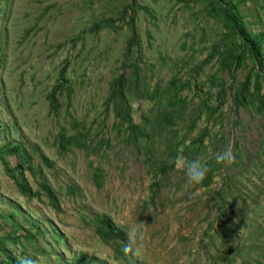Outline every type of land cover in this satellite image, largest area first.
I'll return each instance as SVG.
<instances>
[{
  "label": "rangeland",
  "instance_id": "rangeland-1",
  "mask_svg": "<svg viewBox=\"0 0 264 264\" xmlns=\"http://www.w3.org/2000/svg\"><path fill=\"white\" fill-rule=\"evenodd\" d=\"M238 8L252 32H264V0H240ZM225 32L206 0H0V147L22 143L35 163L34 172L9 169L17 155L0 156V239L16 238L5 243L12 258L126 264L98 239L91 218L106 215L125 233L142 227L139 255H127L133 264H264V112L234 104L254 66L247 58L235 75L219 68L214 46L233 41ZM63 68L69 81L54 112L49 94ZM121 73L132 122L146 132L137 141L109 99ZM259 79L264 94V70ZM172 115L173 126L164 122ZM63 127L87 131L89 146L61 149ZM225 147L234 163L218 166L210 185L189 184L175 167L178 156L207 162ZM40 179L55 189L59 210ZM32 221L42 233L31 229V241Z\"/></svg>",
  "mask_w": 264,
  "mask_h": 264
},
{
  "label": "trees",
  "instance_id": "trees-1",
  "mask_svg": "<svg viewBox=\"0 0 264 264\" xmlns=\"http://www.w3.org/2000/svg\"><path fill=\"white\" fill-rule=\"evenodd\" d=\"M238 0L237 2H225L224 0H206V6L211 14L219 15L221 14L223 17V25L227 28V32L224 35L233 38V41L227 45L226 48L220 49L219 44L214 46L213 52L217 55V60L220 63L219 68L228 69L230 74L235 75V72L245 64L246 59L249 58L253 62L254 69L252 72H249L246 76V79L240 82L234 92V104L237 109L246 108V109H255L257 112H264V94L261 93V84L259 76L262 75V70H264V32L254 33L248 28V25L244 21V18L238 8ZM217 7V8H216ZM128 8H123V20L119 26H122L124 21V13H126ZM134 16L131 15L130 22L132 25V35H135V28L133 23ZM102 24V21L95 23L94 29H98ZM226 42V38H222L221 42ZM4 49V48H1ZM254 71L255 74H254ZM136 74V72H135ZM123 74L119 75V78L114 79L113 82L109 84V99L113 102V109L117 119H119L120 123H126V128L129 130L128 137L132 138L134 141H137L138 136L146 135V132L142 129L141 126L135 125L132 122L129 106L126 104V100L124 97V84H123ZM69 79L66 77V68L60 72V79L55 84L51 93L49 94L51 111L58 112L61 106V101L59 100V94H63L65 89V83L68 82ZM211 83L215 84V78L211 79ZM225 86L224 83L219 84L218 94L219 96L225 97ZM179 93H177L178 96ZM181 101V99H180ZM164 122L166 124L174 125V118L166 117L164 118ZM88 132L84 131V129L77 128L75 132L68 133L66 128L63 127L62 130L58 133V141L61 146V149L66 150L71 146H79L86 148L88 145L87 141ZM208 135L207 130L201 133V140L203 141ZM198 144H195V147H198ZM8 153L15 154L19 159V163L10 167L7 164L9 169L13 168L16 170H24V168L31 169L34 172V158L32 154L24 148L22 143L16 144H6L0 147V156ZM176 152H173V155H176ZM46 162L52 163L46 159V157H42ZM194 158V157H193ZM207 164L210 166L206 178L200 184L203 186L210 185L213 178L215 170L219 164L215 162L214 158L208 159ZM168 162L163 160L159 165L158 170L161 172H165L167 168ZM93 178L95 185H101V168L95 167L93 170ZM17 185L22 193L31 194L32 190L29 182L26 178H21L18 175L15 177ZM39 184L42 187L43 191L49 196L52 205L60 209V201L59 197L50 184L49 181L45 179H40ZM92 223L96 228V233L99 241L102 243L113 246L115 257L117 259H123L126 264H133L129 262L127 259V255L122 251V247L125 243H127V235L124 230L118 227L111 218L106 215H96L91 218ZM31 229H35L34 233H42L40 230H37V223L32 221L28 224L26 229L25 237L28 240H35V234L31 232ZM58 238L62 239L64 236L62 233H57ZM8 240L16 241V238L13 236H6L2 240L0 239V247L3 249L5 254V259L0 260V264H16L17 261L15 258L11 257V251L5 249V243ZM84 264H93L91 262H84ZM136 264H145L144 262H139Z\"/></svg>",
  "mask_w": 264,
  "mask_h": 264
},
{
  "label": "clouds",
  "instance_id": "clouds-1",
  "mask_svg": "<svg viewBox=\"0 0 264 264\" xmlns=\"http://www.w3.org/2000/svg\"><path fill=\"white\" fill-rule=\"evenodd\" d=\"M215 162L219 165L230 166L234 163V153L231 147H225L224 150L217 152L214 156ZM178 171H182L187 182L192 185L201 184L208 173V164L201 158L188 159L178 156L174 161ZM127 243L122 247L125 255H139L140 246L145 240V233L140 225H129L126 230ZM17 264H39V258L31 253H23L17 256Z\"/></svg>",
  "mask_w": 264,
  "mask_h": 264
}]
</instances>
